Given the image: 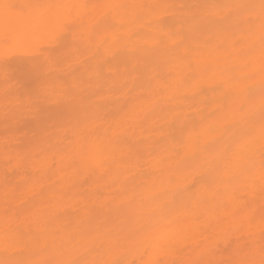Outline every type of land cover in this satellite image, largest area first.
<instances>
[{"label": "clouds", "instance_id": "1", "mask_svg": "<svg viewBox=\"0 0 264 264\" xmlns=\"http://www.w3.org/2000/svg\"><path fill=\"white\" fill-rule=\"evenodd\" d=\"M0 264H264V0H0Z\"/></svg>", "mask_w": 264, "mask_h": 264}]
</instances>
